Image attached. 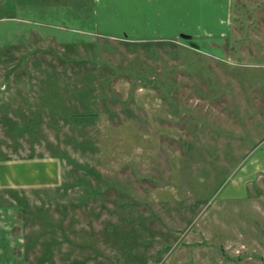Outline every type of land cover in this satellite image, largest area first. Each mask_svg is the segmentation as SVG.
Wrapping results in <instances>:
<instances>
[{"label": "rangeland", "instance_id": "1", "mask_svg": "<svg viewBox=\"0 0 264 264\" xmlns=\"http://www.w3.org/2000/svg\"><path fill=\"white\" fill-rule=\"evenodd\" d=\"M1 168L0 264H264V0H0Z\"/></svg>", "mask_w": 264, "mask_h": 264}, {"label": "crops", "instance_id": "2", "mask_svg": "<svg viewBox=\"0 0 264 264\" xmlns=\"http://www.w3.org/2000/svg\"><path fill=\"white\" fill-rule=\"evenodd\" d=\"M106 3H107V5H108V0H104ZM141 2H143V0H135V3H136V7H137V3H141ZM152 2V1H151ZM105 4V3H104ZM103 4V6H101V7H103V9H102V11L104 12V13H107L108 12V10L112 7V5L109 7V6H106V5H104ZM116 8V7H115ZM120 11H119V15H120ZM135 13H136V11H135ZM97 14H98V11H97ZM141 14H142V10H141ZM187 14H189V13H187ZM98 18H99V15H97L94 19H95V21H93L95 24H96V26L98 25V27H99V23L101 22L100 20L98 21ZM97 19V20H96ZM105 22V21H104ZM103 22V23H104ZM199 25H200V23L199 22H197ZM184 25V24H183ZM190 26V25H189ZM189 26H187V24H186V29L187 30H189V31H191L190 29H189ZM124 29V31H127L126 30V28L124 27L123 28ZM98 32H97V34L98 35H105V36H110V37H118V38H123V39H125V40H129V38H133V40H136V41H142V40H145V39H151V38H148V37H145V36H143V35H139L138 34V36H134V37H129L128 35H126V36H121V35H119V33L118 32H116V31H103V30H97ZM193 32L194 33H189V34H181L180 36H182L183 38H194V37H199V36H201V34H200V31H194L193 30ZM121 33V32H120ZM179 37V33H177V34H175L174 35V37L172 36V37H165V36H154V37H152V39L151 40H155V41H159V40H168V39H170V40H176L177 39V37ZM156 39H159V40H156ZM8 158H4L3 159V161H1V162H3V165H1L2 167L4 166V168H6L5 166H7L8 165V163H7V160ZM6 164V165H5ZM4 168H1L0 169V171H5V170H3ZM29 169H27V171H28ZM42 173H44V172H42ZM29 176L28 177H26L27 179H29L30 180V174H28ZM44 178H45V174H44V176H43ZM43 178V179H44ZM47 178V177H46ZM5 183V182H4Z\"/></svg>", "mask_w": 264, "mask_h": 264}, {"label": "trees", "instance_id": "3", "mask_svg": "<svg viewBox=\"0 0 264 264\" xmlns=\"http://www.w3.org/2000/svg\"><path fill=\"white\" fill-rule=\"evenodd\" d=\"M71 116L73 117V115L71 114Z\"/></svg>", "mask_w": 264, "mask_h": 264}]
</instances>
